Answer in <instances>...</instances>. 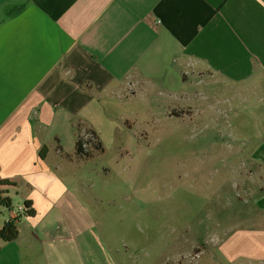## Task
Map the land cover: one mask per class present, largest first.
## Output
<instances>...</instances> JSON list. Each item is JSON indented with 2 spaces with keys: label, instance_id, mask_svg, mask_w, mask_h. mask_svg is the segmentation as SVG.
Returning <instances> with one entry per match:
<instances>
[{
  "label": "crops",
  "instance_id": "obj_1",
  "mask_svg": "<svg viewBox=\"0 0 264 264\" xmlns=\"http://www.w3.org/2000/svg\"><path fill=\"white\" fill-rule=\"evenodd\" d=\"M206 74L264 101V0H0V181L15 184L11 208L31 201L36 213L21 214L16 240L0 237V264L93 262L89 217L65 183L66 165L84 161L79 127L99 137L129 81ZM257 148L252 164L264 138ZM250 209L218 240L217 264L264 261V193Z\"/></svg>",
  "mask_w": 264,
  "mask_h": 264
},
{
  "label": "rangeland",
  "instance_id": "obj_2",
  "mask_svg": "<svg viewBox=\"0 0 264 264\" xmlns=\"http://www.w3.org/2000/svg\"><path fill=\"white\" fill-rule=\"evenodd\" d=\"M192 77L129 81L126 98H108L103 153L66 165L91 223L89 264H217L218 240L264 193V161L251 162L264 138L261 96Z\"/></svg>",
  "mask_w": 264,
  "mask_h": 264
},
{
  "label": "trees",
  "instance_id": "obj_3",
  "mask_svg": "<svg viewBox=\"0 0 264 264\" xmlns=\"http://www.w3.org/2000/svg\"><path fill=\"white\" fill-rule=\"evenodd\" d=\"M84 127H79L76 137V148H75V156L81 160L92 159L95 155L99 153H103L104 149L102 143L96 134L91 129L86 128L89 132L92 133L93 139L84 141L81 136L82 130ZM86 144V145H85ZM43 151H47V148L44 147ZM14 187L15 184L10 182L9 180L0 181V207L5 209H10L12 207V202L9 197H7V188ZM23 216L26 217H34L35 210L32 207L31 201H28L24 205ZM19 236V230L14 222H6L2 230L0 231V237L5 243L12 242L16 240Z\"/></svg>",
  "mask_w": 264,
  "mask_h": 264
},
{
  "label": "built area",
  "instance_id": "obj_4",
  "mask_svg": "<svg viewBox=\"0 0 264 264\" xmlns=\"http://www.w3.org/2000/svg\"><path fill=\"white\" fill-rule=\"evenodd\" d=\"M81 136L84 139V141H88V140H92L93 139L92 133L89 132L86 128H84L82 130ZM23 211H24V206H19L17 208L9 209V216H8L7 222L16 223L19 220V217L21 216ZM262 264H264V261L262 262Z\"/></svg>",
  "mask_w": 264,
  "mask_h": 264
},
{
  "label": "water",
  "instance_id": "obj_5",
  "mask_svg": "<svg viewBox=\"0 0 264 264\" xmlns=\"http://www.w3.org/2000/svg\"><path fill=\"white\" fill-rule=\"evenodd\" d=\"M186 80H187V75H184L183 81H186Z\"/></svg>",
  "mask_w": 264,
  "mask_h": 264
}]
</instances>
